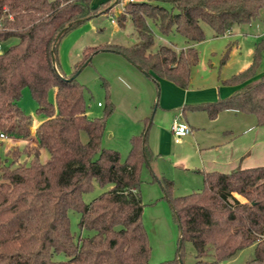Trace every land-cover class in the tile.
I'll return each mask as SVG.
<instances>
[{
  "label": "trees",
  "instance_id": "obj_1",
  "mask_svg": "<svg viewBox=\"0 0 264 264\" xmlns=\"http://www.w3.org/2000/svg\"><path fill=\"white\" fill-rule=\"evenodd\" d=\"M112 1L92 6L91 0H0V41L16 39L0 51V131L15 139H35L32 146L9 149L10 161L0 162V264H148L150 246L141 223L139 192L140 166L152 159L147 121L140 133L130 137L121 161L118 151L101 146L104 117L111 113L112 102L108 101L103 117H88L83 85L76 75L67 79L57 70L61 38L108 10ZM116 2H122L116 22L122 27L129 19L137 40L85 47L71 74L95 52L110 50L124 55L154 81L166 78L186 88L199 60L195 45L204 37L201 23L217 36L234 24L255 20L264 6V0ZM148 20L164 34L175 29L186 46H154ZM263 51L264 38L254 44L246 67L221 79L223 84H241L230 95L194 107L209 117L222 109L250 113L264 125V73L254 77ZM24 87L42 115L33 132L31 117L17 104ZM51 88L54 102L47 99ZM80 131L86 133L85 142ZM41 148L48 152L44 162L38 159ZM22 155L29 159L21 161ZM93 181L111 186L85 203L81 194L91 189ZM157 181L176 216L179 242L173 259L156 264H179L184 240L193 246V264L208 253L211 263H217L248 246L253 255L245 264H264V164L202 172L201 189L178 196L171 194V179L160 176ZM69 210L78 212L79 229L90 234L70 230ZM57 254L64 258L55 259Z\"/></svg>",
  "mask_w": 264,
  "mask_h": 264
},
{
  "label": "rangeland",
  "instance_id": "obj_2",
  "mask_svg": "<svg viewBox=\"0 0 264 264\" xmlns=\"http://www.w3.org/2000/svg\"><path fill=\"white\" fill-rule=\"evenodd\" d=\"M99 1L93 0L94 4H98ZM120 7V2L113 0L108 10L99 11L61 38L58 44V72L61 75H71L74 70L73 66L79 65L85 47L102 46L118 39H122V42L126 44L134 43L137 40V34L129 19L125 20L122 27L118 22L116 26L110 22L111 17L115 18L116 22L117 16L122 11ZM148 24L154 34V46L166 43L172 44L176 49L182 48L185 40L175 29L172 28L164 34L159 31L152 20H148ZM201 26L204 37L195 45L199 60L191 70V81L186 88L202 90L217 87L222 92V84L217 81V75L225 77L246 67L251 61L254 44L264 38V6L259 10L255 20L249 23L234 24L231 32L215 36L208 24L201 23ZM15 41V38L0 41V51ZM226 48H229L228 57L223 64H220ZM89 60L88 63L81 66L83 61L74 72L76 80L83 85L86 114L88 117H103L108 101L112 102L111 113L104 117L101 146L118 151L120 159L123 161L130 147V137L140 133L143 122L150 121L146 137L154 143L153 140L157 134L156 121L158 119L161 123L169 121L170 111L165 110L164 114L162 113L160 98L165 86H174L175 84L166 78L154 81L143 71L137 69L124 55L115 51L99 50L90 56ZM262 73H264V51L261 52L254 77H258ZM47 99L54 102L53 88L49 89ZM17 104L24 113L31 117L33 124L42 119V115L36 112L37 104L28 87L22 88ZM176 112L178 113V111ZM229 119L236 120L232 117ZM79 135L81 141L85 142L86 133L80 131ZM31 137L28 139L8 137L1 140L0 162L8 163L10 161L6 154L9 149H21L25 144L32 146L35 141H32ZM161 144L168 146V152L159 154L156 162L151 159L147 164L142 163L139 169L141 180L139 192L143 202L141 223L150 246L148 264L173 259L176 256L179 242V226L176 216L157 179L163 175L172 180L171 194L173 196L198 191L202 187L200 175L187 172L170 162L178 155L177 153L187 151L190 145H177L172 136L169 141L168 138L162 137ZM25 158L27 157L22 155L20 160ZM47 158V150L41 148L39 161L44 162ZM110 186L111 184L101 186L93 181L91 189L83 192L81 198L87 203ZM78 216L77 211H68L70 230L75 235L90 234V230L79 229ZM252 255L253 247L248 246L237 251L230 258L217 263H211L212 255L208 253L202 257L203 261L198 264H245ZM54 258L63 259L64 256L57 254ZM194 261L193 246L189 241L184 240L181 263L193 264Z\"/></svg>",
  "mask_w": 264,
  "mask_h": 264
},
{
  "label": "crops",
  "instance_id": "obj_3",
  "mask_svg": "<svg viewBox=\"0 0 264 264\" xmlns=\"http://www.w3.org/2000/svg\"><path fill=\"white\" fill-rule=\"evenodd\" d=\"M104 1L106 0H100L98 4ZM90 3L92 6L98 5L94 4L93 0ZM120 6L121 10V2ZM111 23L115 26L117 24V22ZM106 44L129 45L123 43L122 39ZM185 46L186 43L184 42L182 48ZM228 76L220 77L217 75L216 77L217 81L222 84V92L217 87L200 90L181 88L177 85L165 86L160 99L162 113L165 110L170 111L169 121L161 123L158 119L155 124L157 134L156 138H153L154 143L151 142L150 138H147V145L151 150L154 162H156L159 154L168 152V146L162 145L161 140L162 137L170 140L172 121L177 119L185 123L190 128V132L182 135L177 142H174L177 145L189 144L190 147L184 153H177L178 155L170 161L175 166L200 175L202 178V172L205 171L228 172L236 167L245 168L264 164V139H262L264 137V125L257 124L253 114L234 109H222L214 117H209L205 110L194 107L199 103L226 97L241 85L223 84L221 79ZM230 117L236 120L229 119ZM37 123H32V129ZM144 126L145 122H143V128ZM31 140L35 141L34 137H31Z\"/></svg>",
  "mask_w": 264,
  "mask_h": 264
},
{
  "label": "built area",
  "instance_id": "obj_4",
  "mask_svg": "<svg viewBox=\"0 0 264 264\" xmlns=\"http://www.w3.org/2000/svg\"><path fill=\"white\" fill-rule=\"evenodd\" d=\"M110 22H115V18L111 17ZM188 132H190V128L185 123H182L177 119H173L171 125V133H172L173 141L177 142L182 135ZM6 138H8V136L4 132L0 131V141Z\"/></svg>",
  "mask_w": 264,
  "mask_h": 264
},
{
  "label": "water",
  "instance_id": "obj_5",
  "mask_svg": "<svg viewBox=\"0 0 264 264\" xmlns=\"http://www.w3.org/2000/svg\"><path fill=\"white\" fill-rule=\"evenodd\" d=\"M114 2H116V0H114ZM69 24H70V23H69ZM69 24H68V25H69ZM63 29H64V28H62V29L57 33V36L61 33V31H62ZM87 62H88V60H85V61L82 63L81 66L85 65ZM136 67H137V66H136ZM137 68H139V67H137ZM143 73H145V71H143ZM145 74H147V73H145ZM74 76H75V74L73 73V74H71L69 77H67V79L72 78V77H74ZM149 123H150V121L147 123V125H149ZM177 259H178L179 264H182V263H181V259H180V257H177Z\"/></svg>",
  "mask_w": 264,
  "mask_h": 264
}]
</instances>
